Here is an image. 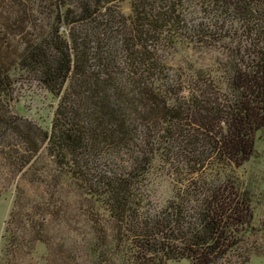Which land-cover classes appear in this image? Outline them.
Listing matches in <instances>:
<instances>
[{
  "label": "trees",
  "instance_id": "trees-1",
  "mask_svg": "<svg viewBox=\"0 0 264 264\" xmlns=\"http://www.w3.org/2000/svg\"><path fill=\"white\" fill-rule=\"evenodd\" d=\"M119 1L0 0V159L23 181L1 264H243L264 255L250 239L262 231L251 190L231 173L264 135V0H200L221 23L194 34L220 41L232 27L236 45L219 77L191 66L185 82L168 74L159 49L191 39L184 1L130 0L128 15ZM20 79L57 98L47 127L12 111ZM183 158L184 175L175 167ZM209 159L215 175L203 178ZM160 163L181 184L155 210L148 182ZM64 190L83 217L85 206L86 241Z\"/></svg>",
  "mask_w": 264,
  "mask_h": 264
},
{
  "label": "rangeland",
  "instance_id": "rangeland-1",
  "mask_svg": "<svg viewBox=\"0 0 264 264\" xmlns=\"http://www.w3.org/2000/svg\"><path fill=\"white\" fill-rule=\"evenodd\" d=\"M130 0H120L117 4L120 13L128 15L130 13ZM183 13L181 14L183 28L186 26L192 34L191 39L188 38L189 34H184L175 43H165L160 46V52L168 66V74L172 76L173 80L176 78L182 82L187 81V76L190 74L188 67L199 69L204 73H210L216 79L221 74L219 69L220 64L224 63L229 56L230 50L235 48L236 37L231 27V32L228 30L227 34L232 35V38L227 37L220 41L215 40L216 35L212 38H206L207 42L202 43L198 36L194 33L198 32V26L201 24L212 27V23L216 21V25H220V20H214L209 10L205 7L200 8V0H183ZM198 4V5H197ZM182 11V10H180ZM217 19V17H216ZM228 26L225 24V27ZM230 26V25H229ZM185 27V28H186ZM186 28V29H187ZM199 33V32H198ZM192 41V42H191ZM220 73V74H219ZM185 84V83H184ZM187 87L190 84H185ZM12 111L16 112L17 108L21 114L27 118L37 122L38 124L47 127L52 119L54 109L57 104V98L40 87L36 82L31 80H17L14 83L12 91ZM207 166L203 169L204 177H214L213 166L215 160H207ZM183 161L180 160L178 167L184 169L183 175L187 173L186 166L184 167ZM212 162V163H211ZM214 163V164H213ZM158 167V165H157ZM174 172L168 165L160 163L158 169L155 168L153 174L149 178L148 188L151 198L152 208L159 210L167 205L168 202L175 199L176 192L180 188V181L177 182L178 174ZM236 181L239 182L242 188L251 190L250 195L252 199V207L254 211V224L262 229L260 238L252 236L250 239H256L260 247L264 246V135L258 133L254 152L241 166L233 169ZM20 175L9 172L8 168L0 159V260L3 249V232L5 220L8 217L9 211L14 199L15 185L19 181ZM202 179V178H201ZM176 180V181H175ZM202 182V181H201ZM29 193L38 192L31 186H26ZM177 190V191H176ZM62 193V192H61ZM62 198L66 199L68 217H74L75 225L82 228L84 232V241L91 235V228L85 216L86 210L84 206V217L81 214L82 208L78 206L76 197L69 191H63ZM66 228V226L64 227ZM263 236V237H262ZM263 245V246H262ZM264 248V247H263ZM1 264V262H0ZM166 264H190L187 260L169 261ZM243 264H264V255H252L247 263Z\"/></svg>",
  "mask_w": 264,
  "mask_h": 264
}]
</instances>
